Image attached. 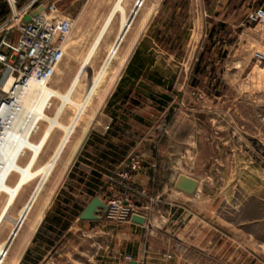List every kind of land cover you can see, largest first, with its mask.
<instances>
[{"label": "rangeland", "instance_id": "obj_1", "mask_svg": "<svg viewBox=\"0 0 264 264\" xmlns=\"http://www.w3.org/2000/svg\"><path fill=\"white\" fill-rule=\"evenodd\" d=\"M157 1L144 0L128 34H136L159 13ZM179 1L178 7L166 5L172 12L169 23L177 20L179 24L177 59L158 65L173 64L155 73L162 82L152 79L130 91L137 101L128 104L126 112L136 117L127 121L135 132L125 140L134 151L125 169L108 179L110 183L102 179L95 188L109 208L99 219H78L87 195L70 188L74 185L70 182L62 187L63 177L59 178L84 128L108 112L110 105L105 103L123 69L113 83L125 41L39 194L35 207L49 194L50 201L26 245L31 246L24 259L19 263L18 258L15 264H39L33 263L39 257L40 264H264V19L250 17L264 6L221 9L210 6L208 0ZM113 2L57 0L54 6L45 5L49 25L62 18L71 23L62 42L63 58L49 86L60 91L67 88ZM24 4L17 1V9ZM123 4L129 11L134 0ZM7 9L6 19L11 16L8 4ZM119 19L117 12L74 91L75 98L82 96L100 65ZM11 24L9 41L17 33L15 22ZM125 92L129 91L117 95ZM139 99L146 103H137ZM58 101L52 99L48 114L52 115ZM72 111L67 105L60 120L67 122ZM45 125L41 121L40 131L32 136L35 141ZM61 133L54 127L43 149L51 152ZM180 174L197 181L193 193L176 189ZM15 178L12 174L11 182ZM34 183L35 179L24 185L9 209L0 226V241ZM5 197L0 195V208ZM132 213L145 216L144 223L133 222Z\"/></svg>", "mask_w": 264, "mask_h": 264}, {"label": "bare ground", "instance_id": "obj_2", "mask_svg": "<svg viewBox=\"0 0 264 264\" xmlns=\"http://www.w3.org/2000/svg\"><path fill=\"white\" fill-rule=\"evenodd\" d=\"M123 1L114 0L76 73L64 91L49 86L48 83L43 81L29 80L17 94L15 113L6 122V127L0 137V195H6L0 209V226L7 217L9 207L13 204L24 185L33 179H35V183L27 199L18 209L17 216L13 220L8 234L0 241V264H15L22 249L39 225L51 197V194H49L43 202L35 207L39 194L54 170L113 58L116 57V54L119 56L120 53H124V49L133 36V33L128 34V32L143 6L144 0H134V5L129 11L126 10ZM117 12L120 14V19L115 37L100 65L92 73L82 96L77 99L73 95L74 91L79 85L81 77L87 73L90 61ZM123 41H125L124 47L118 53ZM54 98L59 101L54 108V112L50 115L47 110ZM67 105L72 107L73 111L68 121L62 122L60 116ZM41 121H45L46 125L41 130L38 140L35 141L32 139V135L40 131ZM54 127L61 129L62 133L48 159L35 166L37 156ZM23 155L27 156L25 162L21 160ZM12 174H16L13 182H11ZM13 244L14 246L10 252Z\"/></svg>", "mask_w": 264, "mask_h": 264}, {"label": "crops", "instance_id": "obj_3", "mask_svg": "<svg viewBox=\"0 0 264 264\" xmlns=\"http://www.w3.org/2000/svg\"><path fill=\"white\" fill-rule=\"evenodd\" d=\"M28 1L29 0H25L23 3L26 4L28 3ZM208 1L210 2V6L213 5L214 7L221 9L247 8L248 6L254 5L264 6V0ZM56 2L57 0H42V2L39 3H43L44 5H55ZM157 2H159L160 4L159 13H156V15L154 13L150 17V19L145 21V23L140 26L136 34H132L133 36L131 37L129 44L123 51V61L115 67L118 73L113 83L118 77L121 69H123L112 89V93L109 95L111 90L110 89L107 95L102 96L101 101L97 106V108H99L109 95L105 103L106 105H110L108 112L103 111L100 117L97 116L95 122L91 121L87 125V127L84 128L82 135L80 136L79 140H77V142L72 146L70 154L64 162V168L59 178L60 180L63 177L62 187L63 184L70 182L71 184H74L71 185L70 188L79 190L80 192L84 193V195H87V201L84 203L79 213L82 211V209H84L87 203L94 196H98L101 200L108 203L107 200L103 198V196L99 195L96 192L95 188L98 186L99 181H101L102 179L104 180V182H109L108 179L112 180L113 178H115L118 172L122 171L123 168L125 169L126 161L128 160L130 153L134 151V147L129 148V143H126L125 140V137H128L129 134L135 132L134 126L130 125V122H128L127 120L131 118L130 116L136 117V115L126 112L129 111L127 108L128 104H132L135 103L134 101H137L133 94H131V92L135 90V87L143 86L146 83L150 84V82H153L152 79H154L158 83H160V81L162 82V77L156 76L155 73L162 71V68L167 69L168 66L173 67V64L167 63L163 67H158V65L163 60L176 61L177 59L178 53L176 49H174V46L178 39L176 32L178 28L177 25L179 24L177 20H174L175 24L169 23L168 16L171 15L172 12H169V10L166 8V5H168V3H173L174 6L178 7L180 1L158 0ZM4 4L7 7V3L4 0H0V8H2V5ZM31 12L23 16V19L27 15L31 16ZM5 19L6 16L0 20V23H3ZM157 21L159 22L157 23ZM155 23H157L158 25L156 26ZM9 33L10 32L8 29L7 31H5V36L7 37ZM162 34L163 36H161ZM157 35L160 36L157 37ZM174 66V71H177L178 65L174 64ZM124 89L128 90L129 92H125V95L119 97L117 94H119L120 91ZM141 102L146 103V101L142 99H139L137 103L140 104ZM107 125L108 128L106 127ZM46 150L47 149L44 150L42 147L34 164L35 166L45 162L53 149L51 150V152H48L49 150ZM25 156L26 155H23L21 157V160ZM53 192L54 189L52 193ZM13 204H11L9 209ZM103 212L105 211L100 208L98 214H102ZM33 244L35 245V242H32V245ZM26 245L24 246L21 254L18 257L19 263L22 262L25 252H27L28 248H30L29 246H31ZM41 261L42 259L41 257H39L35 261H33V263L40 264Z\"/></svg>", "mask_w": 264, "mask_h": 264}, {"label": "built area", "instance_id": "obj_4", "mask_svg": "<svg viewBox=\"0 0 264 264\" xmlns=\"http://www.w3.org/2000/svg\"><path fill=\"white\" fill-rule=\"evenodd\" d=\"M11 10L0 25V137L6 122L16 110L18 92L29 80L48 83L63 58L62 42L70 30L68 18L58 19L55 26L46 21L45 11L25 21L23 16L37 8V0L17 9V0H5ZM54 6V5H52ZM254 20L264 19V9L250 14ZM15 22L17 33L13 41L6 39L5 31ZM130 260V259H129Z\"/></svg>", "mask_w": 264, "mask_h": 264}, {"label": "water", "instance_id": "obj_5", "mask_svg": "<svg viewBox=\"0 0 264 264\" xmlns=\"http://www.w3.org/2000/svg\"><path fill=\"white\" fill-rule=\"evenodd\" d=\"M45 5L43 3L38 4L37 8L34 9L31 12V16H35L39 11H44ZM197 185V181L189 177L187 175L180 174L178 175L176 181H175V187L176 189L191 194L194 192ZM109 204L105 203L103 200H101L98 196H94L82 209V211L78 215V219L80 220H96L100 218V215L98 214L99 209H103L106 211L109 208ZM130 219L133 222L136 223H144L145 216L139 214V213H132L130 216ZM134 262V261H133Z\"/></svg>", "mask_w": 264, "mask_h": 264}, {"label": "trees", "instance_id": "obj_6", "mask_svg": "<svg viewBox=\"0 0 264 264\" xmlns=\"http://www.w3.org/2000/svg\"><path fill=\"white\" fill-rule=\"evenodd\" d=\"M19 3H23L25 0H17ZM1 14H0V20L3 19L8 14V9L6 5H2ZM65 226V225H64Z\"/></svg>", "mask_w": 264, "mask_h": 264}]
</instances>
